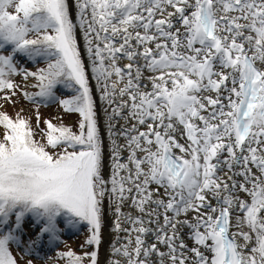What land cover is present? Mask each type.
Here are the masks:
<instances>
[{"label":"snow or ice","instance_id":"6c2138e0","mask_svg":"<svg viewBox=\"0 0 264 264\" xmlns=\"http://www.w3.org/2000/svg\"><path fill=\"white\" fill-rule=\"evenodd\" d=\"M0 93L79 117L0 111V264L108 211L109 264H264V0H0Z\"/></svg>","mask_w":264,"mask_h":264},{"label":"rangeland","instance_id":"374dc122","mask_svg":"<svg viewBox=\"0 0 264 264\" xmlns=\"http://www.w3.org/2000/svg\"><path fill=\"white\" fill-rule=\"evenodd\" d=\"M17 61L25 65L23 67H26L29 70H35L37 67H39L42 64L41 60L39 63H35L33 61L27 60L26 57H18ZM15 79L17 83H22V77H15ZM36 90L37 89L33 88L31 84L27 86V91L29 92H35ZM67 90H70V89H67ZM64 93H60L59 96L63 98L65 96L72 95L71 91L65 90ZM2 95L3 94L0 93V96ZM97 95H99L98 92L96 93V97L98 100L99 97ZM13 99H14V102H5L3 99H0V111L5 110L6 113L12 116L13 118H15L16 114L19 112L21 115L25 116L26 118H30L34 126H35L37 110H39L42 121L47 120V119H52L53 122L55 123L59 120L63 122L65 125L72 126L74 129L79 119L77 114H69V113L63 112V110L56 103L37 104V103H33L32 101L24 99L21 95H17ZM40 127L41 128L44 127L43 123H41ZM101 134L104 138L102 127H101ZM37 138L39 139V137ZM107 144H108V138H107ZM109 212L110 211H108L106 215ZM60 224L62 226L61 229L63 231L60 233L59 240H56V241H50L47 235H44L42 239L37 240L36 233L38 232V229L32 228L31 230H29V232H32L33 237H30V240H27L24 243V246L32 250L31 253L33 254L31 255V257L26 256L24 251H21L20 249H17L11 245V251L13 255L17 258L19 264H27L28 260H31L32 264H66L65 258H62L59 255V253L72 250L78 255H82L85 251L92 250V247L94 246H87L85 244V240L88 236V229L86 225L79 226L78 228L66 227L65 224L63 223V218H61ZM103 228H104V225H103ZM103 228H102V236H103V230H104ZM32 241H36V243H32ZM101 247H102V243L98 250V264H100V260H101ZM38 248L43 249V253H45L47 249H49V251L47 252L48 254L45 256H42L43 253H41Z\"/></svg>","mask_w":264,"mask_h":264},{"label":"bare ground","instance_id":"6f19581e","mask_svg":"<svg viewBox=\"0 0 264 264\" xmlns=\"http://www.w3.org/2000/svg\"><path fill=\"white\" fill-rule=\"evenodd\" d=\"M99 97V95H97ZM98 104L101 106L99 109V117H100V125L103 130L104 134V141L105 145L107 147V136H106V128H105V118H104V112H103V102L99 99L97 100ZM114 221V216L112 212L110 211L104 221V230H103V236H102V247H101V260L100 264H109V258L111 254V248H112V241L115 239V232L112 225V222ZM123 235V234H121Z\"/></svg>","mask_w":264,"mask_h":264},{"label":"trees","instance_id":"16d2710c","mask_svg":"<svg viewBox=\"0 0 264 264\" xmlns=\"http://www.w3.org/2000/svg\"><path fill=\"white\" fill-rule=\"evenodd\" d=\"M41 63H42V64H41L39 67H43V66H44V64H45V61L41 60ZM61 88H62V87H61ZM61 88H60V93H64V91H63V90H66V91H71V90H67V89H65V88H62V89H63V90H62ZM64 94H65V93H64ZM67 94H68V92H67ZM3 112H6V111H5V110H3Z\"/></svg>","mask_w":264,"mask_h":264}]
</instances>
